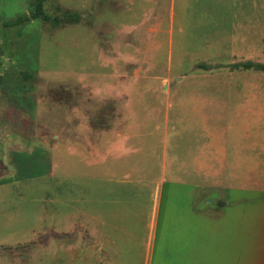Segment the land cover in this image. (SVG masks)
Wrapping results in <instances>:
<instances>
[{
    "label": "rangeland",
    "instance_id": "obj_1",
    "mask_svg": "<svg viewBox=\"0 0 264 264\" xmlns=\"http://www.w3.org/2000/svg\"><path fill=\"white\" fill-rule=\"evenodd\" d=\"M240 1L222 9L228 39L233 13L251 5ZM32 3L0 0V264H104L93 247L97 255L106 248L98 234H107L116 194L173 181L233 183L248 139L264 184V112L254 113L258 122L241 113L243 69L227 67L239 61V42L196 39L190 29L212 18L192 9L210 6L44 0L47 13L75 11L80 21L4 24ZM203 152L204 170L196 163Z\"/></svg>",
    "mask_w": 264,
    "mask_h": 264
},
{
    "label": "crops",
    "instance_id": "obj_2",
    "mask_svg": "<svg viewBox=\"0 0 264 264\" xmlns=\"http://www.w3.org/2000/svg\"><path fill=\"white\" fill-rule=\"evenodd\" d=\"M196 1L200 7H210L204 11L191 8L193 13L204 12L212 18L203 23L202 30L200 23L190 28L194 38L218 43L236 39L239 62L264 64V0H249L250 6L245 4L233 13L237 25L230 39L228 20L220 18L228 15L222 13L227 0ZM181 3L184 5V1ZM183 16L188 15L181 11L182 22ZM239 74V109L241 113L252 111L253 116L247 120L258 122L254 113L264 112V71L243 69ZM250 75L252 82L247 78ZM253 144L248 139L242 145L236 155L239 167L230 169L239 182L235 179L229 184L205 186L173 181L124 190L133 195L116 194L117 206L107 210V234H98L99 239L107 241L106 248L97 255L93 247V257L102 256L104 264H264V184L256 177ZM218 149L220 160L224 153ZM204 155L196 158L203 170ZM222 170L226 168L215 170L216 175H223ZM149 191L155 195H148ZM201 191L216 192L218 196L202 199Z\"/></svg>",
    "mask_w": 264,
    "mask_h": 264
},
{
    "label": "trees",
    "instance_id": "obj_3",
    "mask_svg": "<svg viewBox=\"0 0 264 264\" xmlns=\"http://www.w3.org/2000/svg\"><path fill=\"white\" fill-rule=\"evenodd\" d=\"M44 0H33L32 8L28 14L18 15L14 19L4 21L6 26H19L24 25L31 22L34 19H41L42 21L49 23L53 27H60L62 25H69V24H77L80 21V14L75 11H65L61 15H52L47 13L43 8ZM197 67L202 68L204 70H208L213 68L212 65L205 64V63H198ZM221 67V66H219ZM232 70H239V69H255L264 71V64L261 63H254L251 61L246 62H233L227 66ZM25 78L31 77L30 72H23L22 73ZM2 169V170H1ZM0 176L2 172H4L5 167L0 166Z\"/></svg>",
    "mask_w": 264,
    "mask_h": 264
}]
</instances>
